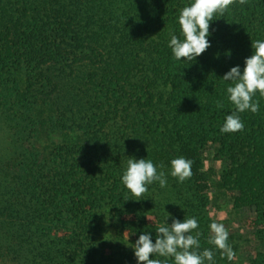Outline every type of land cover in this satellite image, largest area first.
Segmentation results:
<instances>
[{
    "label": "trees",
    "instance_id": "1",
    "mask_svg": "<svg viewBox=\"0 0 264 264\" xmlns=\"http://www.w3.org/2000/svg\"><path fill=\"white\" fill-rule=\"evenodd\" d=\"M190 2L0 0V264H137L140 234L154 243L185 217L214 264H235L246 241L241 263L264 264V97L240 113L243 131H220L235 108L222 77L264 40V0L217 14L192 62L169 47ZM178 156L193 161L184 182ZM130 157L163 164L167 186L136 200L121 179ZM224 210L252 214L248 239L229 234L231 261L208 243Z\"/></svg>",
    "mask_w": 264,
    "mask_h": 264
},
{
    "label": "clouds",
    "instance_id": "2",
    "mask_svg": "<svg viewBox=\"0 0 264 264\" xmlns=\"http://www.w3.org/2000/svg\"><path fill=\"white\" fill-rule=\"evenodd\" d=\"M236 0H191L183 7L178 17L183 39L169 33V47L175 59L194 61L204 53L211 43L208 39L210 22L219 14L223 17L229 6ZM247 0H239L245 4ZM253 54L245 58L243 71L240 66L232 67L223 75V80L232 81L227 87L228 98L235 106L231 114L226 116L221 133H232L244 130V122L240 113L259 111V101L254 96L259 92L264 97V40L252 41ZM193 161L184 156L171 160V175L184 182L192 176L191 166ZM163 164L156 165L150 159H136L130 157L127 168L122 175L123 185L130 190L133 196L140 200L148 191V185L159 182L161 187L167 186V178L162 170ZM160 169V170H158ZM127 200V199H126ZM147 216V215H146ZM168 217V216H167ZM150 220V218L147 216ZM167 219V218H166ZM199 224L196 217H185L183 221L173 218L172 223H165L156 229V239L153 243L150 233H142L134 244V255L137 264H214V252L211 249H200ZM211 236L208 243L220 250L221 257L229 261L235 258V252L228 243L229 232L223 223L213 221L210 224ZM154 255L165 259H154Z\"/></svg>",
    "mask_w": 264,
    "mask_h": 264
},
{
    "label": "rangeland",
    "instance_id": "3",
    "mask_svg": "<svg viewBox=\"0 0 264 264\" xmlns=\"http://www.w3.org/2000/svg\"><path fill=\"white\" fill-rule=\"evenodd\" d=\"M213 208V206L211 207ZM212 216V215H211ZM252 214L249 212L242 210L237 215H228L226 213V210L220 211V212H214L213 217L216 218L215 220H219L220 223H223L228 230L229 234L233 236V239L235 241H239V243L245 241L248 239L247 235V228L245 227V220L251 217ZM243 240V241H242ZM242 250H245L242 252L241 250L236 253L237 257L235 258V264H242L241 260L242 257H244V253H251L254 250H256V244L254 242H244L242 245Z\"/></svg>",
    "mask_w": 264,
    "mask_h": 264
}]
</instances>
